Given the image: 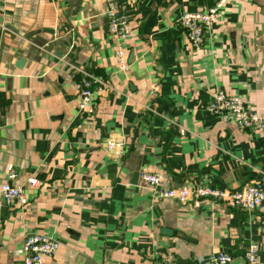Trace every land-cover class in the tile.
I'll return each mask as SVG.
<instances>
[{
	"label": "crops",
	"instance_id": "crops-1",
	"mask_svg": "<svg viewBox=\"0 0 264 264\" xmlns=\"http://www.w3.org/2000/svg\"><path fill=\"white\" fill-rule=\"evenodd\" d=\"M107 1L0 0V185L25 198L7 205L0 194V264H23L29 232L59 241L44 264H206L217 251L264 264V202L251 212L178 202L140 178L157 175L161 188L255 181L264 192V131L206 109L222 89L264 113V0H110L130 27L124 71ZM219 2L193 46L178 16ZM87 75L107 84L80 110Z\"/></svg>",
	"mask_w": 264,
	"mask_h": 264
},
{
	"label": "built area",
	"instance_id": "built-area-1",
	"mask_svg": "<svg viewBox=\"0 0 264 264\" xmlns=\"http://www.w3.org/2000/svg\"><path fill=\"white\" fill-rule=\"evenodd\" d=\"M221 2L208 8L205 12H182L177 18V25L186 34L190 43L200 47L210 34V23L213 15ZM107 29L119 42L115 46L114 55L120 71L127 68L123 41L130 33L127 17L119 5L114 1H107L105 7ZM106 81L99 76L87 75L77 85L76 100L80 110L89 106L94 93L101 91L106 86ZM212 115L226 116L238 128L243 130L264 131V113H257L246 108L240 97L216 89L206 106ZM108 148L120 147V143L107 142ZM10 178L15 177L11 166L8 167ZM142 182L151 188L155 196L173 199L178 202L189 200L210 199L226 206L241 209L247 212L256 210L264 202V192L258 182L252 181L240 188L230 189L221 186L194 184L183 185L178 188L158 187L157 175L142 173ZM34 178H29L27 183L35 184ZM0 194L5 204L13 205L16 202L24 203L25 198L19 186L8 183L0 185ZM59 241L54 237L39 232H29L22 242L23 264H44V257L53 256L59 247ZM257 245L250 243L245 251V260L253 263L256 261ZM231 256L226 251H217L209 255L206 264H230ZM169 264V263H159Z\"/></svg>",
	"mask_w": 264,
	"mask_h": 264
},
{
	"label": "water",
	"instance_id": "water-1",
	"mask_svg": "<svg viewBox=\"0 0 264 264\" xmlns=\"http://www.w3.org/2000/svg\"><path fill=\"white\" fill-rule=\"evenodd\" d=\"M23 62H24V58H19V59L17 60V62H16V66H17L18 68H21ZM163 232H164V233H167L168 230L164 229Z\"/></svg>",
	"mask_w": 264,
	"mask_h": 264
}]
</instances>
